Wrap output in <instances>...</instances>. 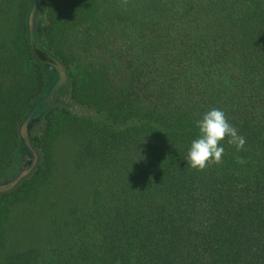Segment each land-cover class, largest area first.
<instances>
[{"label":"trees","instance_id":"16d2710c","mask_svg":"<svg viewBox=\"0 0 264 264\" xmlns=\"http://www.w3.org/2000/svg\"><path fill=\"white\" fill-rule=\"evenodd\" d=\"M31 2L17 0L13 41L0 40V183L37 113L39 158L0 197V249L11 207L49 183L59 136L76 139L94 179L49 246L3 264H264V0H70L67 13L44 0L39 59L69 75L54 105L39 102L59 77L30 46ZM213 108L246 143L226 138L222 162L200 171L185 157Z\"/></svg>","mask_w":264,"mask_h":264},{"label":"rangeland","instance_id":"374dc122","mask_svg":"<svg viewBox=\"0 0 264 264\" xmlns=\"http://www.w3.org/2000/svg\"><path fill=\"white\" fill-rule=\"evenodd\" d=\"M57 1L60 8L67 13L70 9V0ZM7 2L12 8V16L5 20L0 18V40L10 44L15 36L19 4L17 0H7ZM43 9L44 0H32L28 18L29 41L39 63L45 66L53 77L55 72H58L59 81L56 88H54L55 81L51 80L50 83L48 78L44 96L39 99L40 102L53 96L51 99L54 105L58 100L63 101L67 97L69 75L62 70L59 63L50 64L39 59L40 52L48 53L41 30L44 23ZM28 117L23 121L20 133L22 141L26 144V150L24 149L25 151L21 153V164H18L14 173L7 181L0 183V197L13 190L22 179L28 178L38 162L39 152L32 145V132L40 113ZM49 149L53 160L49 183L40 189L33 200L11 207L8 239L0 249V264H3L4 259L15 252H26L34 248L44 250L51 244L58 230L63 227L68 210L85 203L84 194L90 190L89 185L93 182L94 175L85 159L81 163L79 158L81 147L76 139L63 134ZM10 198L13 197L9 196L8 199Z\"/></svg>","mask_w":264,"mask_h":264},{"label":"clouds","instance_id":"9594fccd","mask_svg":"<svg viewBox=\"0 0 264 264\" xmlns=\"http://www.w3.org/2000/svg\"><path fill=\"white\" fill-rule=\"evenodd\" d=\"M199 135L194 138L185 157L187 165L203 171L210 164L222 162L225 153L224 141L238 150L243 149L245 138L238 134L237 129L229 122L227 114L218 108H213L204 113L196 122Z\"/></svg>","mask_w":264,"mask_h":264}]
</instances>
